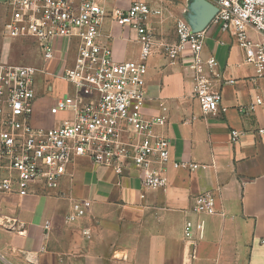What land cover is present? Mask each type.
Instances as JSON below:
<instances>
[{"label": "crops", "instance_id": "0c3cea01", "mask_svg": "<svg viewBox=\"0 0 264 264\" xmlns=\"http://www.w3.org/2000/svg\"><path fill=\"white\" fill-rule=\"evenodd\" d=\"M133 1L108 3L128 8ZM142 1L161 9L159 17L150 18L158 42L175 40L177 20L191 29L206 26L202 54L213 55L216 70L234 82L221 87L219 109L204 116L192 94L193 73L162 52L153 53L144 113L166 116V124L155 128L169 139L165 185L145 186L133 166L117 175L78 157L61 178L60 196L39 185L26 196L0 194V255L6 259L16 264H264V78L244 63L230 32L206 24L210 9L204 1ZM8 14L6 0H0V63L39 65L32 39L3 37ZM101 35L113 61L140 60L131 28L106 19ZM23 40H31L32 47ZM54 44L55 57L43 66L59 74L73 65L76 44L68 38ZM45 80L52 89L38 84L31 107L36 128L51 127L67 115H52L49 108L70 86L49 74L38 76ZM233 130L239 132L234 143ZM174 161L182 165L173 167ZM206 193L215 209L209 214L194 209ZM71 199H89L92 205L86 216L67 223Z\"/></svg>", "mask_w": 264, "mask_h": 264}, {"label": "built area", "instance_id": "2783aa9c", "mask_svg": "<svg viewBox=\"0 0 264 264\" xmlns=\"http://www.w3.org/2000/svg\"><path fill=\"white\" fill-rule=\"evenodd\" d=\"M108 1L6 0L9 14L2 26L3 37L32 39L40 63H0V194L26 196L39 185L46 194L60 196L61 178L78 157H87L117 175L133 166L140 171L145 186H164L169 139L155 128L166 124V116L144 113L148 64L156 51L193 73L192 94L204 116L219 109L221 87L234 81L216 70L213 55L203 56L205 29L193 31L177 20L175 40L158 42L150 18L159 17L160 8L142 0L133 1L128 8H111ZM208 1L216 7L210 24L230 32L243 52L244 63L251 64L264 78V0ZM106 19L135 32L139 61L111 59L101 38ZM59 38L73 40L76 55L73 65L50 74L43 65L55 57L54 41ZM48 74L70 86L49 112L67 115L51 127L36 128L31 122V107L38 84L52 89L48 80L38 81V76ZM238 136V131H231V142ZM181 165L172 162L173 167ZM91 205L89 199H71L65 222L83 218ZM194 209L215 212L211 195L199 196ZM48 226L46 221L44 228ZM190 228L187 223L186 236ZM0 264L16 263L0 255Z\"/></svg>", "mask_w": 264, "mask_h": 264}, {"label": "water", "instance_id": "95a60500", "mask_svg": "<svg viewBox=\"0 0 264 264\" xmlns=\"http://www.w3.org/2000/svg\"><path fill=\"white\" fill-rule=\"evenodd\" d=\"M201 1H204L209 6L210 13H209V18H208L206 24H210L215 12H216V7L213 4H211L208 0H201ZM205 28H206V26L201 27V28H192V30L193 31H201V30H204Z\"/></svg>", "mask_w": 264, "mask_h": 264}, {"label": "rangeland", "instance_id": "374dc122", "mask_svg": "<svg viewBox=\"0 0 264 264\" xmlns=\"http://www.w3.org/2000/svg\"><path fill=\"white\" fill-rule=\"evenodd\" d=\"M158 1V0H157ZM160 2V1H159ZM1 33H2V30H1ZM2 34L0 36V43H1V46H2ZM22 43H27L30 47H32V41L31 40H23ZM2 48V47H1Z\"/></svg>", "mask_w": 264, "mask_h": 264}]
</instances>
